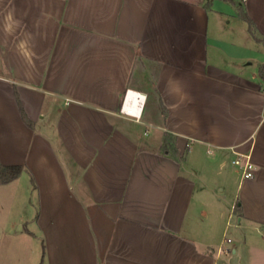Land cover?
I'll return each instance as SVG.
<instances>
[{
  "label": "crops",
  "instance_id": "0c3cea01",
  "mask_svg": "<svg viewBox=\"0 0 264 264\" xmlns=\"http://www.w3.org/2000/svg\"><path fill=\"white\" fill-rule=\"evenodd\" d=\"M206 1L0 0V160L38 196L0 264H264V45Z\"/></svg>",
  "mask_w": 264,
  "mask_h": 264
},
{
  "label": "rangeland",
  "instance_id": "374dc122",
  "mask_svg": "<svg viewBox=\"0 0 264 264\" xmlns=\"http://www.w3.org/2000/svg\"><path fill=\"white\" fill-rule=\"evenodd\" d=\"M227 5L231 6L230 3ZM232 7V6H231ZM237 13V11H234ZM238 15V14H237ZM224 24L226 23V20L230 19L232 20V28L233 30L238 28V23H243V21L236 17H222ZM236 27V28H235ZM154 106V101H151L147 109H152ZM236 165V164H235ZM240 166V165H239ZM238 168V166H235ZM241 169V167H240ZM32 175L25 173L21 176V178L17 182V186H9V187H3V184H0V243L1 240H4L3 237V230L13 228L14 221L18 218H24L20 223H18L14 229H16L18 232L23 231V226H26L28 223L26 222V218H30L32 216V212L35 209L34 207L29 206V201H33L32 203H38V196L35 191H32L30 188V181H31ZM33 188V187H32ZM37 208V207H36ZM8 227V228H7ZM230 233H234L231 232ZM7 240V239H5ZM1 261V259H0Z\"/></svg>",
  "mask_w": 264,
  "mask_h": 264
},
{
  "label": "trees",
  "instance_id": "16d2710c",
  "mask_svg": "<svg viewBox=\"0 0 264 264\" xmlns=\"http://www.w3.org/2000/svg\"><path fill=\"white\" fill-rule=\"evenodd\" d=\"M213 0H207L205 3L206 8L209 10L211 7ZM231 3L236 11L238 16L247 23L248 30L252 37L259 43L264 45V34L259 30L257 23L255 20L248 14L244 0H224ZM258 74L262 84V88L264 89V61L260 62L258 65ZM22 116L24 121L29 125L32 126L31 120L26 115L25 111L21 107ZM162 151L167 153L179 160H182L184 156L179 152L177 142H176V135L171 132H166L163 137V144H162ZM24 165L22 164H5L0 160V182L7 183L10 182L18 177L24 171ZM34 181L33 177L31 178ZM35 184V183H34ZM240 205H235V212L239 213ZM43 251H45V246L43 243Z\"/></svg>",
  "mask_w": 264,
  "mask_h": 264
},
{
  "label": "built area",
  "instance_id": "2783aa9c",
  "mask_svg": "<svg viewBox=\"0 0 264 264\" xmlns=\"http://www.w3.org/2000/svg\"><path fill=\"white\" fill-rule=\"evenodd\" d=\"M133 103H131V107H133ZM127 112L132 113L131 109H126ZM233 163L236 165H240L241 167V174L244 179H249L255 176L256 167L254 162L251 159L249 154H240L236 158L233 159ZM231 239L228 238V241ZM220 252H230V248L221 247Z\"/></svg>",
  "mask_w": 264,
  "mask_h": 264
},
{
  "label": "bare ground",
  "instance_id": "6f19581e",
  "mask_svg": "<svg viewBox=\"0 0 264 264\" xmlns=\"http://www.w3.org/2000/svg\"><path fill=\"white\" fill-rule=\"evenodd\" d=\"M137 95L138 93L136 92H133V91H129L128 93V97H127V100H126V104H125V108L128 109V108H131V101L132 99H137ZM142 96V95H141ZM144 98V95L142 96ZM131 111H138L137 109H131Z\"/></svg>",
  "mask_w": 264,
  "mask_h": 264
}]
</instances>
